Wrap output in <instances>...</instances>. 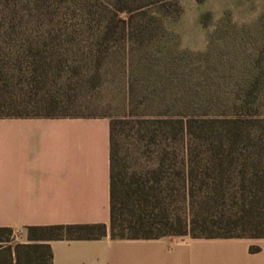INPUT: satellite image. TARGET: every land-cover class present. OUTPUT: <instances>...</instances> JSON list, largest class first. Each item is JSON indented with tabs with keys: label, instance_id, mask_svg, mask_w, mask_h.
<instances>
[{
	"label": "trees",
	"instance_id": "obj_1",
	"mask_svg": "<svg viewBox=\"0 0 264 264\" xmlns=\"http://www.w3.org/2000/svg\"><path fill=\"white\" fill-rule=\"evenodd\" d=\"M171 7L177 16V0H0V116L67 115L40 111L60 102V87L52 90V85L78 73L68 60H88L96 77L111 37L123 34L135 43L155 22L149 12ZM207 119L178 110L137 115L132 162L123 164L115 136L119 123L129 119L110 117L108 225H31L32 238H93L107 232L116 238L264 236L255 231L264 223V141L239 140L234 116L225 118L226 138L206 141ZM216 121L211 115L212 127ZM219 201L226 213L210 214ZM231 226L242 231L231 233ZM50 256L47 244L36 241L15 264H51ZM0 264H12L11 258L0 257Z\"/></svg>",
	"mask_w": 264,
	"mask_h": 264
},
{
	"label": "rangeland",
	"instance_id": "obj_2",
	"mask_svg": "<svg viewBox=\"0 0 264 264\" xmlns=\"http://www.w3.org/2000/svg\"><path fill=\"white\" fill-rule=\"evenodd\" d=\"M177 2V16L172 7L149 12L155 22L136 37L137 42L125 41L123 34L111 37L96 77H91L94 66H88V60H68L78 73L68 81L67 75L61 76L51 87H60V102L39 111L128 118L119 123L115 136L123 164L132 162L133 118L145 112L206 115V141L226 138L225 118L234 116L239 120V140L264 141V0ZM66 95L70 101L64 100ZM211 115L217 117L214 127ZM226 211L219 201L217 211L209 212L219 216ZM228 231L242 230L231 226ZM255 231L264 232V223ZM4 233L1 240L7 237Z\"/></svg>",
	"mask_w": 264,
	"mask_h": 264
},
{
	"label": "crops",
	"instance_id": "obj_3",
	"mask_svg": "<svg viewBox=\"0 0 264 264\" xmlns=\"http://www.w3.org/2000/svg\"><path fill=\"white\" fill-rule=\"evenodd\" d=\"M106 115L0 116V257L45 242L51 264H264V236L34 240L29 226L109 223ZM5 253H2L4 252Z\"/></svg>",
	"mask_w": 264,
	"mask_h": 264
}]
</instances>
